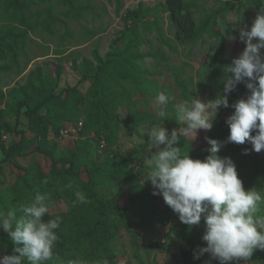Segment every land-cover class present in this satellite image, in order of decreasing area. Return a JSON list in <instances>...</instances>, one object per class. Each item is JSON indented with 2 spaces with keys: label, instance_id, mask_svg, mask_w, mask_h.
<instances>
[{
  "label": "trees",
  "instance_id": "trees-1",
  "mask_svg": "<svg viewBox=\"0 0 264 264\" xmlns=\"http://www.w3.org/2000/svg\"><path fill=\"white\" fill-rule=\"evenodd\" d=\"M215 1L219 5L217 8H208L201 0H163V14H155L151 18L142 1L138 2L137 8L126 9L125 0H106L114 5L116 17L131 20V23L117 32L105 55L100 53L98 45L94 47L91 58L58 45L53 52L57 58L55 72H51L45 62L28 70L22 82L16 81L5 90L4 75L10 72L20 75L31 63L32 59L25 58L22 66L20 59L21 55H28L27 46L37 33L58 36L61 42L69 37L73 41L72 46L76 47L88 42L98 32L86 29L80 36V43L70 29L71 20L81 22L88 15L93 17V0H58L56 5L53 0H0V135L10 132L20 135V139L8 147L1 143L5 157L0 160V172L4 162L33 155L32 163L24 167V172L17 175L14 183L5 189L0 188V209L7 211L18 207L35 194L45 192L50 196L46 201L48 207L52 201L66 202L68 209L51 217L47 213L44 216L45 221L56 216L62 218L60 227L56 229V258L48 264H67L77 255L89 264L101 259H107L109 264H120L113 243L123 229L155 227L173 212L163 198L159 201L157 195L136 179L128 159L113 148L120 128L129 134L136 133L141 126L163 122H171L180 128L174 119L175 105L181 103L179 100L195 98L199 88L215 91V98L223 94V79L232 75L224 72V68L232 64L227 57V36L240 38V32L223 30L220 21L235 12L238 23L250 27L251 22L245 20V15L252 10L260 11L264 0ZM59 4L64 9L56 11ZM143 33L156 34L158 40L172 50L177 51L180 46L186 48L188 57H191L197 43L211 41L210 49L214 54L200 63L196 75H188L187 62L181 66L166 65L179 89V99L168 103L170 118H161L158 112L135 98L136 92L145 96L149 93L152 98L161 92V86L150 80V71L140 66L142 59L152 56V53L140 50V46L149 41ZM43 46L48 52L41 56L50 55L51 46ZM69 58L72 69L78 70L81 78L74 86L62 87L64 60ZM87 81L91 86L83 93L80 84ZM245 83L240 82L228 94L230 106L219 109L212 129L208 130V138L226 141L229 126L225 122L228 115L224 112L233 109L231 105L240 99V95L250 93ZM121 108L127 111L125 115L121 114ZM23 115L28 118V128H13L10 121L19 120ZM79 123L82 126L77 137H62V130L76 127ZM102 136L107 139V147L100 154ZM58 138L67 140L61 148ZM148 139L146 137L140 146L148 147ZM245 145L251 146L250 143L225 142L218 155L232 159L243 186L249 189L245 184L246 163L234 158ZM177 146L182 151L189 149L190 157L196 153L195 142L191 139L181 137ZM208 148L210 145L206 140V150L201 154L203 159L209 155ZM255 165L251 172H259L261 177L252 179V187L264 189V156L257 158ZM45 179L47 184L43 183ZM120 181H128L126 192L122 195L109 193ZM77 190L86 195L88 203L73 206ZM203 234L200 225L182 223L178 236L189 244L184 250L185 255L191 254L196 246L206 245ZM167 243V240L161 243L162 250L169 248ZM12 248L7 233L0 230V257L12 254ZM213 260V264H219L218 260ZM258 260H264V250H256L250 261Z\"/></svg>",
  "mask_w": 264,
  "mask_h": 264
},
{
  "label": "clouds",
  "instance_id": "clouds-1",
  "mask_svg": "<svg viewBox=\"0 0 264 264\" xmlns=\"http://www.w3.org/2000/svg\"><path fill=\"white\" fill-rule=\"evenodd\" d=\"M239 36L246 46L224 68L225 73L232 75L223 79V94L206 101L191 97L177 103L174 119L181 127L170 134L161 123L143 132L147 133L152 150L147 159V180L153 186V195H162L183 224L199 225L203 217L206 231L202 239L206 247L194 253V259L207 252L219 264L247 262L256 250H264V189H245L232 159L218 155L225 142L250 143L251 150L257 153L264 150V7L257 12L250 29L241 28ZM240 82H246L250 94L231 105L234 112L225 121L229 126L226 141L206 137L209 155L203 160L193 159L189 149L182 151L177 146L178 141L193 134L192 141L199 129L211 130L219 109L230 106L228 94ZM168 100L164 93L155 97L158 115L163 119L170 118ZM248 151L245 149L244 154ZM49 199V193H37L18 207L0 209V230L7 233L13 245L12 254L0 257V264H48L56 258V229L62 218L45 221ZM88 202L82 191L75 192L73 206ZM67 264L89 262L77 255ZM95 264L109 261L101 259Z\"/></svg>",
  "mask_w": 264,
  "mask_h": 264
},
{
  "label": "rangeland",
  "instance_id": "rangeland-1",
  "mask_svg": "<svg viewBox=\"0 0 264 264\" xmlns=\"http://www.w3.org/2000/svg\"><path fill=\"white\" fill-rule=\"evenodd\" d=\"M126 9H134L138 7V2H143V7L149 9V14L151 18L155 14H163L161 11V3L163 0H125ZM204 5L208 8L218 7V3L215 0H201ZM54 5L58 3V0H53ZM95 5V14L93 17L88 15L86 20L77 22L74 20L70 21V29L74 33L76 39L80 40V36L85 34L86 29L97 31L98 34L90 39L85 44L73 47V41L71 38H66L64 42H61L58 39V36L52 37L49 33H37L34 35L33 41L29 42L27 46L28 55H21V64H25V58L32 59L27 70L20 74L10 72L4 75L5 79V90L12 87L16 81H23L28 70L34 68L37 65L44 64L45 62L49 64L51 72L56 71L57 58L54 56L53 52L58 45L64 46L68 50L75 49L76 52L80 53L82 56L91 58L92 51L96 45L99 46L100 53L105 55L111 48L112 40L116 37L117 32L125 27L126 24L131 23V20L123 19L122 17H116L114 13V5L107 3L106 0H93ZM64 6L60 4L56 6V11L63 10ZM125 9V10H126ZM124 12L122 15H124ZM257 11L252 10L249 14L245 15V20H250L251 24L255 18ZM124 17V16H123ZM220 26L223 30H229L230 32H235L244 28L243 25L238 23V17L235 12L229 13L225 20L220 21ZM250 29V27H247ZM62 32L63 30L60 29ZM171 35V33H169ZM143 36L149 39L147 43H143L140 46L142 52H150L152 56H148L141 60L140 66L143 69L150 71V80L156 81L159 86H161V92L168 96V103L172 100L179 99V89L175 85L174 76L172 71L166 69V65H175L181 66L184 62H187L189 65L186 66L188 75H196L197 69L200 67L202 61L207 60L209 57L214 54V51L210 49L211 41L206 40L204 43H197L194 46V51L191 57H188V50L179 47L177 51L172 50L170 47L162 44L156 34H147L143 33ZM255 42V38H254ZM82 43V40H80ZM50 45V55L41 56L48 52L43 45ZM70 44V45H66ZM227 46V57L232 62L234 58H237L244 49V42L240 40L237 35H229L226 40ZM168 57H167V56ZM34 56H38L37 58ZM35 59H34V58ZM65 73L62 76V87L74 86L78 84L81 74L78 70L72 69V60L69 58L64 60ZM91 86L90 82H84L80 84V89L83 93H86ZM215 91H204L201 88L197 89L195 93V98H198L202 101L215 99L213 93ZM159 93V94H160ZM250 93H244L240 95L241 98H247ZM142 92H136L135 98L141 99L142 103L146 104L151 110L159 112V108L155 103V98H152L150 94L142 96ZM148 100V102H147ZM182 102V100H179ZM125 108H121V114H126ZM234 112V109L224 112L228 116ZM10 124L13 128L17 127L18 129L26 130L28 128V118L26 116L20 117L19 120L13 119L10 121ZM165 127L169 134L173 129H179L171 122L161 123ZM154 124L141 126L136 133L129 134L125 129L120 128L118 141L114 146V150L121 153L128 159V165L132 168L136 174V179L141 183L145 184L147 188L153 193V186L149 180H147V159L150 157V152L152 151L150 147H141L142 143H145V138L148 137L147 133L143 135L144 130L150 128ZM78 133L69 134L66 136H72L75 138ZM193 134H189L187 137L191 139ZM62 137H65L62 135ZM206 137L208 138V130L199 129L193 141L196 145V153L191 156L193 159L203 160L201 154L206 150ZM20 139V135L14 132L1 134L0 135V160H2L5 155L1 148V143L5 146L12 145L15 141ZM107 140V139H106ZM67 140L63 138H58L59 147H63L66 144ZM107 147V145H106ZM104 147V148H106ZM99 153H103V148L100 146ZM249 149L248 154H244V150ZM252 149V146L245 145L243 150L234 155V158L237 160H243L246 163L245 166V184L249 188H252V179H260V173H252L251 171L256 167L255 161L257 158L264 156V150L257 153ZM33 161V155H29L26 158L16 157L12 162H4L2 164V171L0 172V188L5 189L11 186L18 174L24 172V167L29 166ZM48 163V159H46ZM129 185L128 181H120L114 187L109 190L111 194H124L126 188ZM247 189V187H244ZM162 199V195H157ZM68 209V205L64 201H52L48 207L47 216L51 217L59 211ZM201 228V233L203 234L206 231V226L203 220L199 224ZM182 223L180 222L178 215L172 212L169 215L164 217L162 222H159L155 227L139 229L131 228L129 230L123 229L120 235L116 238L113 243V249L117 254L120 264H213V257L210 253H203L200 255L199 259H194V253L199 252V250L205 246L199 247L196 246L193 249V252L189 255H185L184 250L189 247L187 241L183 240L178 236V231L181 229ZM167 240L166 250H162L161 243ZM237 264V262H234ZM238 264H245L242 261H239ZM247 264H264V260L258 261H248Z\"/></svg>",
  "mask_w": 264,
  "mask_h": 264
},
{
  "label": "built area",
  "instance_id": "built-area-1",
  "mask_svg": "<svg viewBox=\"0 0 264 264\" xmlns=\"http://www.w3.org/2000/svg\"><path fill=\"white\" fill-rule=\"evenodd\" d=\"M81 126H82V123H79V125L76 126V127H71L69 129L62 130L61 133H62L63 136H66V135H69V134H72V133H74V134L79 133L80 130H81ZM77 136H75V137H77ZM106 145H107L106 137L102 136V138L100 139V146L102 148H104V147H106Z\"/></svg>",
  "mask_w": 264,
  "mask_h": 264
},
{
  "label": "crops",
  "instance_id": "crops-1",
  "mask_svg": "<svg viewBox=\"0 0 264 264\" xmlns=\"http://www.w3.org/2000/svg\"><path fill=\"white\" fill-rule=\"evenodd\" d=\"M34 38V37H33Z\"/></svg>",
  "mask_w": 264,
  "mask_h": 264
}]
</instances>
